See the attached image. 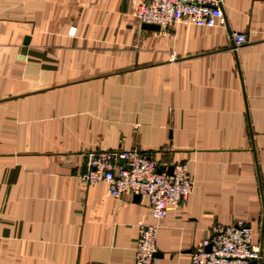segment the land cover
Wrapping results in <instances>:
<instances>
[{
    "label": "crops",
    "instance_id": "obj_1",
    "mask_svg": "<svg viewBox=\"0 0 264 264\" xmlns=\"http://www.w3.org/2000/svg\"><path fill=\"white\" fill-rule=\"evenodd\" d=\"M220 3L213 27L147 29L130 0H0V264H134L146 196L80 180L88 153L114 150L194 179L159 222L157 264H191L236 222L264 264V0Z\"/></svg>",
    "mask_w": 264,
    "mask_h": 264
},
{
    "label": "built area",
    "instance_id": "obj_2",
    "mask_svg": "<svg viewBox=\"0 0 264 264\" xmlns=\"http://www.w3.org/2000/svg\"><path fill=\"white\" fill-rule=\"evenodd\" d=\"M131 14L139 23L163 26L180 22L213 27L222 19L220 0H130ZM70 34L75 28H70ZM236 45L246 36L233 31ZM86 170L80 180L87 186L108 183L109 194L118 198L125 193L144 195L153 223L139 222L134 264H157L156 234L167 210L178 207L191 193L194 179L186 162L174 164L170 172L156 171L155 161L137 151H98L87 154ZM260 245L252 238L251 228L243 222L215 223L208 237L190 252L191 264H252L261 261Z\"/></svg>",
    "mask_w": 264,
    "mask_h": 264
},
{
    "label": "water",
    "instance_id": "obj_3",
    "mask_svg": "<svg viewBox=\"0 0 264 264\" xmlns=\"http://www.w3.org/2000/svg\"><path fill=\"white\" fill-rule=\"evenodd\" d=\"M143 27H144V28H147V29H158V28H159L158 25H156V24H149V23H143ZM160 167L163 168V169H165L164 166H160ZM171 169H172V166H169V167L167 168V171L170 172ZM158 172H160V169L158 170ZM136 196H137V198H138L139 195H136ZM156 255H157V254H156ZM252 264H256V261H253Z\"/></svg>",
    "mask_w": 264,
    "mask_h": 264
}]
</instances>
